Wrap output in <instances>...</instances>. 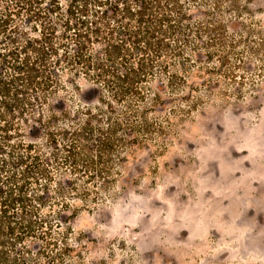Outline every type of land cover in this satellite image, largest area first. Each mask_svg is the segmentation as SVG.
I'll list each match as a JSON object with an SVG mask.
<instances>
[{
    "label": "trees",
    "instance_id": "trees-1",
    "mask_svg": "<svg viewBox=\"0 0 264 264\" xmlns=\"http://www.w3.org/2000/svg\"><path fill=\"white\" fill-rule=\"evenodd\" d=\"M249 3L0 0V264H108L74 219L136 148L161 155L194 113L258 89Z\"/></svg>",
    "mask_w": 264,
    "mask_h": 264
},
{
    "label": "rangeland",
    "instance_id": "rangeland-1",
    "mask_svg": "<svg viewBox=\"0 0 264 264\" xmlns=\"http://www.w3.org/2000/svg\"><path fill=\"white\" fill-rule=\"evenodd\" d=\"M249 1L264 37V0ZM262 58L253 59L256 91L216 99L161 155L136 148L121 164L114 197L72 223L92 240L87 259L264 264V50Z\"/></svg>",
    "mask_w": 264,
    "mask_h": 264
}]
</instances>
